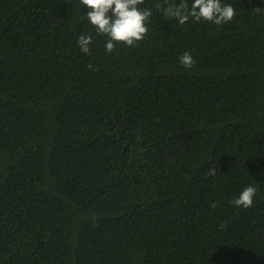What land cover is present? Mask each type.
I'll use <instances>...</instances> for the list:
<instances>
[{"label":"trees","instance_id":"16d2710c","mask_svg":"<svg viewBox=\"0 0 264 264\" xmlns=\"http://www.w3.org/2000/svg\"><path fill=\"white\" fill-rule=\"evenodd\" d=\"M222 3L107 53L80 0H0V264H264V0Z\"/></svg>","mask_w":264,"mask_h":264},{"label":"clouds","instance_id":"9594fccd","mask_svg":"<svg viewBox=\"0 0 264 264\" xmlns=\"http://www.w3.org/2000/svg\"><path fill=\"white\" fill-rule=\"evenodd\" d=\"M164 2L167 4L164 16L167 20L175 19L181 25L188 22L189 18H193L197 22L203 20L219 26L230 23L236 16L234 6L222 3V0H193L190 7L186 0H179V3L170 0ZM80 3L89 9L84 15L87 22L94 27L96 34L107 37L105 43L107 53H112L117 43L132 46L142 41L148 32L147 22L152 16V10L139 7L144 0H80ZM92 43L93 38L90 34H81L77 39L83 54L90 53ZM179 63L190 69L195 60L189 51H185L180 56ZM88 67L91 68L92 65L89 64ZM217 171L213 161L210 174L215 175ZM256 192L257 189L251 185L244 187L231 203L237 207L249 208L253 205Z\"/></svg>","mask_w":264,"mask_h":264}]
</instances>
